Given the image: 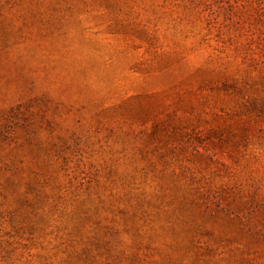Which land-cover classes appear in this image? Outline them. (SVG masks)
<instances>
[{
	"label": "rangeland",
	"instance_id": "374dc122",
	"mask_svg": "<svg viewBox=\"0 0 264 264\" xmlns=\"http://www.w3.org/2000/svg\"><path fill=\"white\" fill-rule=\"evenodd\" d=\"M0 264H264V0H0Z\"/></svg>",
	"mask_w": 264,
	"mask_h": 264
}]
</instances>
